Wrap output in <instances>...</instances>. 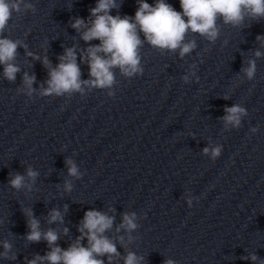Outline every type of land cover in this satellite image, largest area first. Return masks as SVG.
Returning <instances> with one entry per match:
<instances>
[{
    "label": "clouds",
    "instance_id": "1",
    "mask_svg": "<svg viewBox=\"0 0 264 264\" xmlns=\"http://www.w3.org/2000/svg\"><path fill=\"white\" fill-rule=\"evenodd\" d=\"M181 11L175 8L166 0H154V4H149L147 0H137V9L134 17L120 14H110L113 9H119L117 0H97L96 6L89 10L92 19L86 21L76 17L71 23V27L80 33L81 39L86 43L92 40H99L98 45H91L85 50L86 56L82 55V60H87L89 66V80H81V70L77 64L76 52L74 48L65 49L64 55L58 59L60 63L52 68L47 57L43 64L49 68V79L46 81L47 88H42V96H63L73 92L83 93V86L87 85L95 88H111L115 83L113 68H119L125 77H135L143 74L141 66L140 48L143 41L140 33H143L147 43L163 53L164 51H179V57L183 59L190 54L196 47L195 40H186L189 32L204 37L209 42H215L219 36L217 20L222 19L223 23L231 24L233 27H240L245 20L260 21L264 20V0H179ZM23 5V9L21 8ZM22 10L35 12V7L25 0H0V65H3V76L9 82H14L16 74L20 71L14 63L19 41H13L3 37V32L7 27L14 13ZM257 40L264 47V37L257 36ZM103 53V55H100ZM29 55H31L29 53ZM254 55L260 57L262 53L255 51ZM37 59L39 57H36ZM244 75L253 79L256 72L254 60L248 61V67L242 69ZM192 76L196 73L191 72ZM35 76L27 73L23 77L24 89L26 94L31 97L35 89L33 84ZM198 80L199 77H196ZM185 83H189V76L182 77ZM114 93L109 92V96ZM227 98V97H225ZM225 115L221 118L225 128H238L241 120L246 116L247 109L240 104H234L225 108ZM258 127H253L251 132L256 133ZM204 155L210 156L215 161L222 152L221 146L211 149H202ZM68 173L73 177H80V172L72 160H67ZM27 177L34 182L38 173L32 168H28ZM9 185L19 190L23 187L31 189V185L25 184V176L15 174L9 180ZM65 189L72 190L70 182H65ZM188 206H192V198L187 199ZM28 217L29 232L26 239L30 242L45 240L50 248L44 256L36 255L27 264H104L103 259L98 257L107 256L109 264L112 259L118 256L115 243L106 237L104 233L113 226L114 217L97 210H88L84 213L78 231L81 236L74 244L67 249H62L56 245L58 234L53 229L41 231L39 221L34 217L31 209H25ZM136 213H124L121 228L128 232L134 231L138 225L136 223ZM63 222V216L59 210L53 209L49 213L48 223ZM67 229H64L67 234ZM87 238L88 246H83L81 240ZM122 239V238H121ZM131 239V237H129ZM4 252L0 256L6 259H15V254L9 257L12 245L8 242L3 243ZM255 262L259 259L255 254L242 257ZM143 257H138L133 252H128L124 258V264H142ZM164 264H177L172 259H166ZM264 264V261H260Z\"/></svg>",
    "mask_w": 264,
    "mask_h": 264
}]
</instances>
